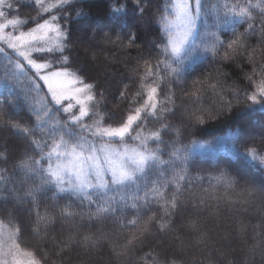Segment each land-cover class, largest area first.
<instances>
[{"label":"snow or ice","instance_id":"obj_1","mask_svg":"<svg viewBox=\"0 0 264 264\" xmlns=\"http://www.w3.org/2000/svg\"><path fill=\"white\" fill-rule=\"evenodd\" d=\"M149 4L111 0L106 16L99 18L88 10V0H0V54L6 74L28 84L22 100L0 97V129L25 141L13 178L0 168V264H48L42 249L22 245L26 231L39 237L58 220L87 219L89 229L111 220L132 231L108 234L101 228L97 235L76 229V238L69 235L57 255L73 244L93 248L110 240L119 257L143 246L153 229L161 235L171 232L188 205L194 212L209 207L205 197L245 212L257 199L264 202V173L257 190L254 179L233 175L212 157L220 139L182 143L185 133L194 136L220 116H231L234 106H239L236 116L264 111V0H163L153 16L159 26L156 35L138 43L140 27H149L140 25ZM24 7L29 11L22 14ZM202 17L205 27L198 33ZM253 37L255 45L250 43ZM101 43L139 50L120 81L122 87L115 90L105 89L91 74L96 54L87 56ZM78 44L87 45L85 59L75 51ZM200 58L236 64L246 86L237 80L228 83L231 74L220 67L197 76L203 64L194 61ZM238 61H246L251 71L245 72ZM42 93L43 101H37ZM206 97L213 99L211 108L204 106ZM30 100L35 101L29 104L34 121L22 122L5 111L6 104L15 108ZM174 119L179 123L173 124ZM172 134L174 139L164 138ZM258 139L264 141V123L255 130L241 127L231 136V150L264 168ZM196 152L199 160L194 159ZM12 154L9 144H0V163ZM214 188L223 192L209 191ZM184 226L200 230L197 219ZM257 235L249 252L259 248L264 254V234ZM166 243L172 247L159 241L144 252L141 264H178L169 259Z\"/></svg>","mask_w":264,"mask_h":264},{"label":"trees","instance_id":"obj_2","mask_svg":"<svg viewBox=\"0 0 264 264\" xmlns=\"http://www.w3.org/2000/svg\"><path fill=\"white\" fill-rule=\"evenodd\" d=\"M120 2H123V0H117V4ZM214 2L215 0H206V3ZM110 3L111 0H88V5H90L88 10L94 16L104 18L109 10ZM162 5L163 0H150L144 19L140 21V25L147 24L149 27L147 31H145L144 27H140V40L138 43H143L146 38L152 39L156 35L159 26L155 23L153 16L157 12V7H162ZM77 7H80V5ZM20 11L23 14L27 13L29 9L24 7ZM212 19L213 17L210 13L208 17L209 23H211ZM204 27V17H202L197 23L198 33L202 32ZM239 30L243 31V28L241 27ZM76 34L81 35L79 31ZM256 42V37H253L250 41L253 45ZM86 46V44H78L75 49L80 54L81 59L86 58L85 53H82V48L85 49ZM8 51L11 53V50ZM93 51L96 54V59L94 62H91V74L95 79L102 87L108 90L122 87L120 81L124 75L128 74V69L134 64L133 58L138 56L139 50H124L105 46L101 43L99 46H92L89 54ZM144 51L147 54V50L144 49ZM194 63L196 65L203 64V67L196 73L197 76L203 75L205 71H212L216 67H220L223 71L231 74L228 83H231L232 80H237L241 87L247 84V81L243 79L241 69L230 61L222 64L219 61L209 63L200 58L196 59ZM238 63L244 64L245 72L251 71V66L247 65L246 61H238ZM5 65L6 61L2 54H0V97L6 96L9 99L21 97L22 100L28 89V84L23 78L17 80L7 75ZM210 96L211 94L209 93ZM227 98L231 99V96L228 95ZM36 100L43 101V93L36 97ZM34 102L31 100L28 103L22 102L21 105L15 108H9L6 104L4 108L5 111L13 113L14 119L21 120L22 122H31L34 121V117L30 115L29 104ZM233 103L235 105V101ZM111 106V102H109V107ZM204 106L205 108H211L213 106V99L206 97ZM238 111L239 106H234L231 116L227 114L220 116L215 121L209 122L205 127L198 129L194 136L185 133L182 137V143L188 144L193 138L201 141L220 139L221 144L217 146V151L211 154L212 157L219 161L220 167H227L233 175L242 173L254 179L257 190H259L258 186L262 179L264 168H261L259 162L246 160L235 154L231 150V136L239 131L241 127H248L253 130L258 129L259 125L264 123V111L254 110L241 116H236V112ZM171 122L178 124L179 120L174 119ZM155 126L153 125V127ZM164 138L172 140L174 139V134L165 136ZM3 143L11 146L13 154L9 156L7 163H0V168L6 169L9 179H12V174L15 171L14 163L23 151L25 141L23 138L15 136L11 130L0 129V144ZM256 143L264 150V141L258 139ZM194 159H200L199 152L194 154ZM199 167L201 165L197 164L196 168ZM196 168L192 170L193 176H195ZM241 185H243V181H241ZM205 186L207 185L205 184ZM194 190L199 192V187L197 186ZM209 191L219 194L223 192V189L214 188L209 189ZM236 191L238 192L239 188ZM187 198L186 196L185 199ZM205 199L209 207L194 212L191 210V205H188V210L181 212L176 217V222L171 232L161 235L153 229L154 235L150 236L143 246L138 245L133 252L125 256L118 257L112 253L111 249L116 247V245L110 240H102L93 248H85L78 244H73L70 249H66L60 255H57L63 246L62 242L66 241L69 235H73L76 238V229H79L81 233L91 232L98 235V229L102 228L104 233L114 234L119 232L123 235H130L132 230L120 229L111 220L104 222L103 225L96 224L91 229L88 227L89 222L87 219L84 221H81L79 218L70 221L58 220L51 230L46 234L42 233L39 237L30 236L26 231L25 245L22 246H27L30 250L33 248L42 249L48 256V264H141L139 257L144 252L150 250V248L156 247L159 241H165L172 245L171 248H168V244L166 243L164 247L171 253L169 259H177L178 264H264V254H261L259 248L254 253L249 252V249L256 242L253 240L254 235L258 240L259 235L257 234H264V202L257 199L245 212L243 210L238 211L236 208L229 207L217 200L207 197ZM61 203L64 202L62 201ZM43 209L44 205L42 204L41 211ZM77 210L79 211L80 209L77 208ZM84 211H87V209H84ZM190 219H197L199 221V232L189 231L184 226ZM242 227L245 229L243 232L240 231ZM176 237L180 239L177 240ZM157 251H160L158 247ZM160 258L163 259V254Z\"/></svg>","mask_w":264,"mask_h":264},{"label":"rangeland","instance_id":"obj_3","mask_svg":"<svg viewBox=\"0 0 264 264\" xmlns=\"http://www.w3.org/2000/svg\"><path fill=\"white\" fill-rule=\"evenodd\" d=\"M82 53H85L84 48H82ZM90 56H91V54H88L87 58L90 59ZM91 62H94V61H91Z\"/></svg>","mask_w":264,"mask_h":264}]
</instances>
